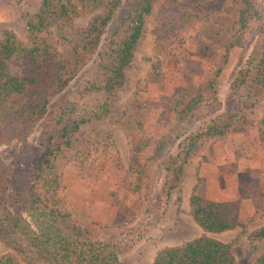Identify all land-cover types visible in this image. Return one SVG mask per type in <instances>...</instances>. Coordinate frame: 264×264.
Listing matches in <instances>:
<instances>
[{
    "label": "rangeland",
    "instance_id": "1",
    "mask_svg": "<svg viewBox=\"0 0 264 264\" xmlns=\"http://www.w3.org/2000/svg\"><path fill=\"white\" fill-rule=\"evenodd\" d=\"M242 2L153 0L106 112L53 141L49 164L57 186L39 190L40 197L57 199L58 209L69 214V230L113 243L118 264H151L158 250L202 234L227 244L235 264H252L264 250V238L249 236L264 225V90L255 85L238 97L229 88L260 26L258 9L250 6L238 28ZM127 4L122 0L106 32ZM39 8L40 0H0V32L9 30L28 46L26 19ZM53 28L44 35L52 41ZM93 78L89 62L66 82L65 98L99 103L103 91L85 90ZM223 117L231 121L222 134L207 130L222 127ZM43 125L37 119L0 146L13 191L34 182ZM191 195L228 203L238 225L204 232L190 213ZM4 253L20 264H49L0 242Z\"/></svg>",
    "mask_w": 264,
    "mask_h": 264
},
{
    "label": "trees",
    "instance_id": "2",
    "mask_svg": "<svg viewBox=\"0 0 264 264\" xmlns=\"http://www.w3.org/2000/svg\"><path fill=\"white\" fill-rule=\"evenodd\" d=\"M152 1L128 0L125 11L106 32L122 0H40L38 12L26 19L28 46L13 32H0V146L31 129L37 119L42 118L44 124L41 152L31 175L34 182L20 191L11 190V168L0 158V242L14 252H29L49 264H118L113 243L91 241L75 228L69 230L65 223L69 214L58 209L56 198L43 199L38 191L54 192L57 186L49 164V156L56 149L51 148L53 141L67 138L81 124L99 119L106 112L110 96L122 86L123 69L132 58ZM242 1L238 28L250 6L255 12L258 9L260 26L244 64L230 81L229 88L238 97L242 90L248 92L255 85L264 90V1ZM80 18L84 20L76 22ZM50 26L54 27V41L44 37L50 34ZM89 62L94 66V78L85 90H101L103 99L94 105L66 99V82ZM223 120L222 127L207 130L222 134L231 118ZM261 127L264 115L259 120ZM45 174L48 180L43 178ZM189 203L194 221L204 232L219 233L238 225L230 218L226 202H203L191 195ZM249 236L263 239L264 225ZM0 264L20 263L11 253H4L0 254ZM151 264L235 262L227 244L202 234L158 250ZM252 264H264V250Z\"/></svg>",
    "mask_w": 264,
    "mask_h": 264
}]
</instances>
